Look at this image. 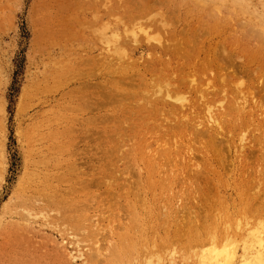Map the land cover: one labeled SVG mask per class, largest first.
<instances>
[{"label": "rangeland", "instance_id": "obj_1", "mask_svg": "<svg viewBox=\"0 0 264 264\" xmlns=\"http://www.w3.org/2000/svg\"><path fill=\"white\" fill-rule=\"evenodd\" d=\"M227 1L0 0V264H187L208 223L264 220L262 24Z\"/></svg>", "mask_w": 264, "mask_h": 264}, {"label": "bare ground", "instance_id": "obj_2", "mask_svg": "<svg viewBox=\"0 0 264 264\" xmlns=\"http://www.w3.org/2000/svg\"><path fill=\"white\" fill-rule=\"evenodd\" d=\"M203 1V0H202ZM222 1V2H221ZM221 1H219L218 0V2L220 3H226V1L227 0H221ZM230 3H232L233 5H234V7L236 6V7H238L240 10H243L242 12H247L249 9H251L252 11H251V13L250 14H256V16H257V18L260 20V22H261V24H262V30H260V32H259V34H256L257 35V38H259V39H261L262 41H264V0H256L257 1V3L259 4L258 5V7L260 6V9H258V8H256V5L253 3V0H228ZM227 1V2H228ZM198 2V1H197ZM200 2V1H199ZM254 21V20H253ZM142 26H144V25H142ZM138 27H140V25L138 26ZM143 28V27H142ZM138 29V28H137ZM144 29V28H143ZM259 29V28H258ZM132 30H134V29H132ZM132 30H130V31H132ZM148 31V30H147ZM259 31V30H258ZM129 32V31H128ZM132 34V33H131ZM134 34H136V33H134ZM133 35V34H132ZM131 36V35H130ZM145 37L147 36L148 37V34H146V35H144ZM157 35H155V37H156ZM112 37V36H111ZM128 37H129V35H128ZM136 37H137V34H136ZM135 37V38H136ZM147 37L145 38L146 40H147ZM154 37V34L153 35H151V38H153ZM107 38V37H106ZM114 38H115V36H114ZM134 38V39H135ZM113 38H111V42L112 41H114V40H112ZM118 39V38H117ZM130 39V38H129ZM144 39V40H145ZM159 40V36H157V38H155V40ZM106 40H109V38L108 39H106ZM109 41V42H110ZM131 42V41H130ZM134 42H135V40H134ZM138 41H136V43H137ZM118 43V42H117ZM116 43V44H117ZM159 43H160V41H159ZM158 43V44H159ZM114 44H115V42H114ZM114 44H113V48L116 50L115 52L116 53H121V54H123L121 51L120 52H118L117 51V47H119V46H114ZM147 44H149V43H147ZM118 45V44H117ZM116 47V48H115ZM138 47V46H137ZM123 48V47H122ZM152 49V48H151ZM121 50V49H120ZM109 51H111V50H109ZM112 52H114L113 50L111 51V53ZM113 54H115V53H113ZM128 55V54H127ZM116 56H118V54H116ZM121 56V55H120ZM123 57L125 58V54L123 55ZM116 58V57H115ZM121 59V58H120ZM123 59V58H122ZM127 59V58H126ZM130 59V58H129ZM120 62L122 63V61L120 60ZM118 65L120 64V63H117ZM128 65H130L129 63H127ZM127 64H124L125 65V68H126V65ZM124 65L122 66L121 65V67L122 68H124ZM116 66V65H115ZM115 68V67H114ZM113 68V69H114ZM121 68V69H122ZM120 69V68H119ZM119 69H115L114 71H116V70H119ZM120 69V70H121ZM129 70V69H128ZM130 71V70H129ZM127 72V71H126ZM114 73V72H113ZM118 73H119V71H118ZM125 73V72H124ZM130 75V74H129ZM119 76V75H118ZM120 76H122V75H120ZM119 76V77H120ZM131 76V75H130ZM125 77H127V78H129V76L127 75V76H125ZM125 77H123V78H125ZM132 77H134V75L132 76ZM132 77H130L131 79H132ZM117 80H120V81H116V82H120V84H123V82H121V81H124V79H120V78H118ZM240 80H242V79H238V83L236 82V86H241L242 84V82L243 81H241V83H240ZM116 82H113L114 84L116 83ZM210 82V81H209ZM192 83V82H191ZM165 84V83H164ZM208 84V83H207ZM206 84V85H207ZM237 84H239V85H237ZM112 85V84H111ZM163 85V84H162ZM168 85V87H169V85L170 84H167ZM205 85V86H206ZM119 86V85H118ZM156 86H158V85H156ZM160 86V85H159ZM172 87H173V85H171ZM165 88L166 89H164V85H163V89L162 90H164L163 91V93H162V90H161V87H160V89H159V91L158 92H156L157 94H162L163 96V98L162 99H164V98H167L166 100H172V102H174L175 103V105H178V106H180L181 108H182V106H186L187 104L185 103V102H187L188 101V97H185V95H184V93H182V94H179V93H176L175 91L174 92H172L173 91V88L170 90L169 88H167L166 86H165ZM174 88H176V86H174ZM178 88V87H177ZM212 90H213V88H212V86L210 87ZM115 90V89H114ZM178 90V89H177ZM205 91V90H204ZM204 91H200V92H204ZM207 91V90H206ZM119 92V91H118ZM154 91H152V93H153ZM182 92V91H181ZM156 93H154V94H156ZM209 93H210V91H209ZM153 94V95H154ZM200 94V93H199ZM152 95V96H153ZM207 95V94H206ZM209 95V94H208ZM207 95V96H208ZM156 96H158V95H156ZM151 97V96H150ZM206 96H205V94H204V98H205ZM253 97V96H252ZM245 98V97H244ZM151 99V98H150ZM155 99H157V98H155ZM201 99H203V98H201ZM243 99V98H242ZM161 100V99H160ZM217 100V99H216ZM221 100V99H220ZM222 100H224L223 98H222ZM221 100V101H222ZM235 101H236V99H234ZM253 100V99H252ZM162 101H165V100H162ZM221 101H219V103L217 102V104L219 105L218 106V109L220 110V108L222 107V102ZM234 101V102H235ZM241 101V100H240ZM243 101H244V99H243ZM145 102L147 103V100H145ZM149 102H151L150 100H149ZM170 102V101H169ZM189 102V101H188ZM204 102V101H203ZM207 102H208V100H207ZM252 103L253 102H255V100H253V101H251ZM145 103V104H146ZM162 103V102H161ZM184 103H185V105H184ZM209 103V102H208ZM245 103V102H244ZM152 104V103H151ZM150 104V105H151ZM155 104V103H154ZM215 104V103H214ZM213 103L211 104V103H209L208 105L207 104H205V109L207 110V113H208V116H205V117H207V123L208 122H212L213 124H214V122L215 121H217L218 119H216V116H215V112H213V110H212V108H213V105H214ZM235 105L237 104V102L236 103H234ZM147 105H149V103H147ZM159 105H160V103H159ZM216 105V104H215ZM214 105V106H215ZM240 105V104H239ZM245 105V104H244ZM258 105V104H257ZM256 105V106H257ZM161 106H162V104H161ZM230 107H232L231 105H229ZM260 106V105H259ZM157 107V106H156ZM175 107V106H174ZM179 107V109H181ZM240 107V106H239ZM258 107V106H257ZM172 108V107H171ZM215 108V107H214ZM223 108V107H222ZM221 108V109H222ZM243 108V107H242ZM259 108H261V106L259 107ZM173 109V108H172ZM171 109V111H173ZM262 109H264V108H262ZM226 110V109H225ZM225 110H223V111H225ZM175 111H177V110H175ZM218 112V111H217ZM225 113V112H224ZM172 114V113H171ZM226 114V113H225ZM224 114V115H225ZM263 114V113H262ZM227 115H228V113H227ZM226 115V116H227ZM222 117V116H221ZM220 117V118H221ZM219 121H222V119H220ZM218 121V122H219ZM217 122V123H218ZM216 123V124H217ZM220 123H222V122H220ZM219 123V124H220ZM200 124V123H199ZM198 124V125H199ZM197 125V124H196ZM197 125V126H198ZM212 125V124H211ZM196 126V127H197ZM195 127V125H194V128H196ZM222 127V126H221ZM216 128H218V126L216 127ZM219 129V128H218ZM193 130H195V129H193ZM196 132V131H195ZM197 132L199 133V135H200V133H201V135L203 136V135H206L205 133H203L202 134V132H200L199 130H197ZM196 132V133H197ZM243 132V131H242ZM194 132H192V134H193ZM198 133H197V135H198ZM243 133H245V132H243ZM195 134V133H194ZM209 134V133H208ZM199 135L197 136V137H199ZM217 135H219L218 133H217ZM240 135V134H239ZM242 136V135H241ZM241 136H240V140L242 141V139H241ZM204 137V136H203ZM214 137V136H213ZM175 138V137H174ZM174 138H172V142H174ZM248 138V137H247ZM176 139V138H175ZM178 139V138H177ZM202 139V138H201ZM209 139V138H208ZM211 139V138H210ZM213 139V138H212ZM211 139V140H212ZM191 140H195L194 138H192ZM155 141V140H154ZM153 141V142H154ZM162 141V140H161ZM182 141V140H181ZM201 141V140H200ZM205 141H208V140H205ZM213 141H215V139L213 140ZM246 141V140H245ZM160 142V141H159ZM167 143H168V140L166 141ZM165 142V143H166ZM172 142H171V144H172ZM179 142V141H178ZM189 143H187V144H190V142H193V141H188ZM195 142H197V141H195ZM244 142V141H243ZM162 142H160V144H161ZM165 143L163 142V144H162V148L161 147H159V146H157L158 144L156 143V147H158V149L159 148H161L162 150H164V147L165 146H168V145H165ZM180 143V142H179ZM178 143V144H179ZM198 143V145L197 146H199V147H201L200 145H199V141L197 142ZM197 143H194L193 142V144H197ZM241 143V142H240ZM170 144V145H171ZM176 144V143H175ZM175 144H173V146H174V148H176L177 147V145L175 146ZM192 144V143H191ZM208 144V143H207ZM250 144V143H249ZM125 145V143L123 144V146ZM206 145V144H205ZM241 145V144H240ZM247 145V144H246ZM172 146V145H171ZM190 146V145H189ZM204 146V145H203ZM202 146V147H203ZM243 146V145H242ZM248 146V145H247ZM124 147H127V145L126 146H124ZM169 147L170 146H168V150L166 151V152H169ZM188 147V146H187ZM207 147V146H206ZM205 148V147H204ZM204 148H203V150H204ZM122 149V148H121ZM124 149H127V148H124ZM132 149H133V147H132ZM136 149V148H135ZM150 149V148H149ZM148 148H147V150L148 151H150ZM171 149V148H170ZM188 149H192V148H188ZM201 149V148H200ZM215 149H216V147H215ZM218 150H219V148H217ZM138 150H140V149H138ZM146 150V151H147ZM162 150H158V152L159 151H161L162 152ZM207 150L208 149H206V153H207ZM210 150V149H209ZM212 151H215L214 149H211ZM144 151V150H143ZM147 151V152H148ZM153 151H155V150H153ZM156 151H157V148H156ZM221 151V150H220ZM119 152H120V150H119ZM127 152L130 154L131 153V151L129 152V150H127ZM140 152V151H139ZM164 152V151H163ZM162 152V153H163ZM170 152H171V150H170ZM190 152H192V151H190ZM205 152V151H204ZM211 152V151H210ZM216 152V151H215ZM215 152H214V154H215ZM217 152H219V151H217ZM121 153L123 154L124 152H123V150L121 151ZM136 153V152H135ZM150 153V152H149ZM154 153V155H151L152 156V160H153V157H155L156 155H155V152H153ZM152 153V154H153ZM160 153V152H159ZM205 153V154H206ZM220 153V152H219ZM218 153V154H219ZM132 154V153H131ZM139 154V156H140V153H138ZM200 154H202V153H200ZM209 154V153H208ZM207 154V155H208ZM211 154V153H210ZM217 154V155H218ZM125 155H128L127 153L125 154ZM159 155L160 154H158V158H159ZM168 155H169V153H168ZM212 155H213V153H212ZM211 155V156H212ZM129 156V155H128ZM165 156V155H164ZM163 156V154L162 155H160V157L161 158H163L164 157ZM121 157H122V155H121ZM120 157V158H121ZM170 156H168V158H169ZM192 158H193V155L191 156ZM190 157V158H191ZM123 158H125V156L123 155ZM122 158V159H123ZM151 158V157H150ZM165 158V157H164ZM163 158V159H164ZM204 158V157H203ZM129 159H130V157H129ZM160 159V158H159ZM174 159V158H173ZM204 159H206V157L204 158ZM203 159V160H204ZM214 159V158H213ZM212 159V160H213ZM217 159V158H216ZM216 159H214V160H216ZM150 160V159H149ZM148 160V161H149ZM172 161V159H170L169 158V160H168V162L169 161ZM190 160V159H189ZM188 160V161H189ZM140 161V160H139ZM138 161V162H139ZM146 161V160H145ZM157 161V160H156ZM161 161H163V163H164V161H165V163H166V161L167 160H161ZM171 161H170V163H171ZM175 161V160H174ZM193 161H195V159L193 160ZM208 161V160H207ZM137 162V161H136ZM147 162V161H146ZM167 162V163H168ZM189 162H191V161H189ZM199 162V161H198ZM204 161H202V163H203ZM206 162V161H205ZM209 162V161H208ZM212 162V161H211ZM221 162V161H220ZM219 162V163H220ZM167 163H166V165H167ZM202 163H201V167H202ZM140 164V163H139ZM156 164V163H155ZM172 164V163H171ZM197 163H195L194 165H196ZM212 164V163H211ZM231 164V163H230ZM152 165H154V163L152 164ZM161 165V164H160ZM164 165L165 164H163V166H161V169H162V167H164ZM166 165H165V167H166ZM206 165H208V163L206 164ZM210 165V164H209ZM223 165V164H222ZM228 165H229V163H228ZM144 166H145V164H144ZM197 166H198V164H197ZM231 166V165H230ZM139 167H140V165H139ZM160 167V166H159ZM170 167V166H169ZM199 167V166H198ZM205 167H207V166H205ZM209 168H208V171H209V169H210V166H208ZM218 167V166H217ZM142 168V167H141ZM150 168H152V167H150ZM194 167H191V171H193L194 169H196V168H194ZM203 168V167H202ZM153 169H154V166H153ZM160 169V170H161ZM169 169V168H168ZM167 169V170H168ZM172 169V168H171ZM213 169V168H212ZM217 169V168H216ZM215 169V170H216ZM229 169V167L227 168V170ZM232 169H233V167H232ZM256 169V168H255ZM166 170V169H165ZM174 170V169H173ZM206 170H207V168H206ZM223 170H224V167H223ZM260 170V169H259ZM150 171H152V170H150ZM154 171V170H153ZM157 171H158V169H157ZM212 171V170H211ZM216 171H218V170H216ZM220 171H222V170H220ZM219 171V172H220ZM229 171V170H228ZM234 171V170H233ZM243 171V170H242ZM126 172V171H125ZM160 172V171H159ZM169 172V171H168ZM194 172H195V170H194ZM196 172H198V171H196ZM195 172V174H197ZM214 172V171H213ZM230 172V171H229ZM256 172H258L257 170H256ZM263 172V171H262ZM127 174H128V172H126ZM125 173V174H126ZM163 173V171L161 170V173H159L160 175ZM192 173V172H191ZM202 173V172H201ZM210 173H212V172H210ZM225 173H226V171H225ZM259 173V172H258ZM123 174H124V172H123ZM156 174V173H155ZM159 174L157 175V177H159ZM167 174V173H166ZM173 174V173H172ZM198 174H200V172H198ZM245 175H246V173H244ZM144 175V174H143ZM148 175H151V174H148ZM164 175V174H163ZM262 175H263V173H262ZM166 175H164V177H165ZM170 176V175H169ZM129 177H130V175L128 176V180H129ZM139 177V176H138ZM155 177V176H154ZM170 177H172V176H170ZM243 177V176H242ZM142 178V177H141ZM163 178V177H162ZM224 178V177H223ZM260 178V177H259ZM131 179V178H130ZM139 179V178H138ZM156 179V178H155ZM158 179H160V178H157V180ZM171 179V178H170ZM254 179H257V177H254ZM126 181H127V179H125ZM163 180V179H162ZM108 181H110L109 179H108ZM130 181V180H129ZM139 181V180H138ZM148 181V180H147ZM165 181H166V179H165ZM170 181V180H169ZM214 181V180H213ZM143 182V181H142ZM141 182V183H142ZM149 182H151L150 180H149ZM215 182V181H214ZM127 183H129V182H127ZM131 183V182H130ZM161 183V182H160ZM217 183V182H216ZM242 183V182H241ZM132 184V183H131ZM165 184V183H164ZM224 184L225 183H223V186H224ZM244 184V183H243ZM130 185V184H129ZM144 185V184H143ZM168 185V184H167ZM213 185V184H212ZM238 185V184H237ZM236 185V186H237ZM254 185H255V183H254ZM253 185V186H254ZM109 186V185H108ZM150 186V185H149ZM148 186V187H149ZM259 186V185H258ZM169 187V186H168ZM171 187V186H170ZM256 188H257V185L255 186ZM141 188H143V187H141ZM255 189V188H254ZM253 189V190H254ZM262 190H263V186H262ZM261 190V192H263ZM245 191V190H244ZM251 191H252V187H251ZM246 192V191H245ZM209 194V193H208ZM226 194V193H225ZM205 195H206V193H205ZM262 195V194H261ZM258 196V195H257ZM135 197H136V195H135ZM202 197V196H201ZM204 197V196H203ZM208 197V196H207ZM252 197V196H251ZM259 197H261L260 196V194H259V196L257 197V199L259 198ZM205 198V200H206V197H204ZM244 198V197H243ZM203 199V198H202ZM253 199V198H252ZM210 200V199H209ZM204 201V200H203ZM216 201H214V203H215ZM249 202V201H248ZM213 203V204H214ZM246 205H247V202H246ZM142 206V205H141ZM131 208H133V207H131ZM144 209H146V208H144ZM132 210V209H131ZM131 212V211H130ZM134 212V210H132V213ZM131 214V213H130ZM136 214V213H135ZM43 216V218L45 217V214L44 215H42ZM141 216V215H140ZM244 215H243V213H242V217H243ZM257 216V215H256ZM260 216V215H259ZM131 217V216H130ZM239 217V216H238ZM239 218L238 220H237V222H236V224H235V227H236V230L238 231L237 232V234H234V233H231V232H229L228 231V224H226L225 223V228H224V233L222 234V236H220V237H218L217 236V234H216V230H215V227H212L213 226V224H215V222L214 221H212V223L210 222V223H208L207 225H208V228H209V230L207 231V234H208V237H207V239L205 240V241H202L201 242V244L197 247V248H195V249H193L192 250V252H191V257H189V256H183V258L185 259V260H189V258H192L191 260V263H187V264H264V220L262 221V220H260V221H258L260 218H258L257 219V223L256 222H254V224H250L247 220L249 219H247V218ZM250 217V216H249ZM46 218V217H45ZM203 219H204V217H203ZM251 219V218H250ZM139 220V219H138ZM142 220V219H141ZM197 220V219H196ZM204 221V220H203ZM205 222V221H204ZM250 222H251V220H250ZM141 223V222H140ZM132 226H131V228L130 229H137L138 227H137V219L135 218V217H133V220H132ZM212 224V225H211ZM128 226V225H127ZM197 228H198V225L196 226ZM201 227V226H200ZM207 229V228H206ZM235 229V228H234ZM233 230V229H232ZM132 232H134V230H132ZM63 240V239H62ZM77 241V240H76ZM125 241H127L128 243L127 244H125ZM65 242V241H64ZM68 243H70V242H68ZM74 243H75V241H74ZM73 243V244H74ZM77 243H80V242H78L77 241ZM98 243V242H97ZM96 244V243H95ZM136 244V239L132 236V235H129L128 234V231L124 234V233H120V238L118 239V242H117V245L119 246V248H121V250L122 251H129V250H131L132 248H134V245ZM76 246H77V244H75ZM115 246V245H114ZM110 248V247H109ZM76 250H77V248H76ZM113 250V249H112ZM118 250V249H117ZM81 251V250H80ZM80 251H78V255H76V256H74V255H70L72 258H82L83 257V253H81ZM120 251V250H119ZM171 252V251H170ZM169 252V253H170ZM72 253V252H71ZM70 253V254H71ZM115 253V252H114ZM168 253V254H169ZM111 254V253H110ZM153 254V253H152ZM174 254H176V253H174V252H171L170 253V258H169V262H170V264H178L177 262H176V260H175V257H174ZM121 255V254H120ZM182 255V254H181ZM68 256H69V254H68ZM69 256V257H70ZM147 256H148V253H147ZM151 256V255H150ZM153 256V255H152ZM157 256V255H156ZM84 257H85V255H84ZM144 257H146L145 255H144ZM149 257V256H148ZM147 257V258H148ZM119 258V257H118ZM83 261V260H82ZM146 264H164V262H163V259L160 257V256H158L157 257V260L154 262L153 260H152V258L151 257H149L147 260H146Z\"/></svg>", "mask_w": 264, "mask_h": 264}]
</instances>
